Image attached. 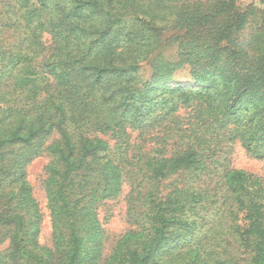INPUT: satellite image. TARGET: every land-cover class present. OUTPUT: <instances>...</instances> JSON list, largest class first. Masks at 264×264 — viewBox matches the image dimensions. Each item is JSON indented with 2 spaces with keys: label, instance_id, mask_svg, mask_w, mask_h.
<instances>
[{
  "label": "trees",
  "instance_id": "trees-1",
  "mask_svg": "<svg viewBox=\"0 0 264 264\" xmlns=\"http://www.w3.org/2000/svg\"><path fill=\"white\" fill-rule=\"evenodd\" d=\"M260 1L0 0V264H264Z\"/></svg>",
  "mask_w": 264,
  "mask_h": 264
},
{
  "label": "rangeland",
  "instance_id": "rangeland-1",
  "mask_svg": "<svg viewBox=\"0 0 264 264\" xmlns=\"http://www.w3.org/2000/svg\"><path fill=\"white\" fill-rule=\"evenodd\" d=\"M195 1V0H193ZM240 5H248L253 3L254 5H261L260 0H237ZM148 70L144 71V74H147ZM184 73H180L179 75H183ZM233 162L235 165L239 167H243L247 170L253 171L255 173L264 174V160H259L253 158L240 147L239 143L235 145L234 152H233ZM47 161L46 157H38L32 160L26 166V173L27 179L29 180L32 186V193L39 201V205L43 211L47 212L45 204H46V197L45 191L43 187L42 180L44 178V170L43 166ZM111 204V203H110ZM110 210L111 217H109L108 221L104 223V227L108 229V231L113 233H120L127 228V222L123 218L125 204L122 200H118L117 202L113 203L110 206H107ZM105 209V208H104ZM101 209L99 216L102 217L105 213V210ZM108 210V211H109ZM50 232H51V223L50 217L47 213H44L43 219L41 222V230L39 233V240L41 242H45L46 244L50 241Z\"/></svg>",
  "mask_w": 264,
  "mask_h": 264
}]
</instances>
